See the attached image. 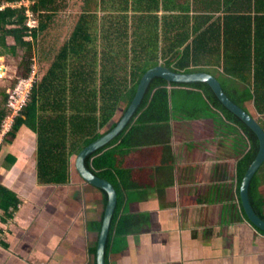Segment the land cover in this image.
I'll list each match as a JSON object with an SVG mask.
<instances>
[{
    "label": "trees",
    "instance_id": "trees-1",
    "mask_svg": "<svg viewBox=\"0 0 264 264\" xmlns=\"http://www.w3.org/2000/svg\"><path fill=\"white\" fill-rule=\"evenodd\" d=\"M28 1L29 5L0 0V43L12 55L24 50L19 67L25 77L34 55L47 62L7 136L14 137L23 126L36 133L40 185L68 184L71 159L116 126L122 119L117 112L126 113L143 76L158 65L213 74L231 100L258 117L264 129V51L258 47L264 36V14L257 4L256 10L251 8L255 1ZM28 11L37 24H28ZM5 36H11L14 44L7 45ZM8 97L0 89V130L10 114ZM200 119L210 120L219 143L229 146L240 194L242 179L260 148L257 134L222 104L208 83L156 77L130 125L86 160L88 170L118 192L112 235L121 225L126 194L137 188L133 172L125 166L127 157L146 147L170 148L176 131L173 122ZM259 172L249 194L255 212L264 219L263 199L257 193ZM101 192L106 211L109 196ZM17 205L15 196L0 186V209L15 211ZM97 224L101 231L103 221Z\"/></svg>",
    "mask_w": 264,
    "mask_h": 264
},
{
    "label": "crops",
    "instance_id": "crops-1",
    "mask_svg": "<svg viewBox=\"0 0 264 264\" xmlns=\"http://www.w3.org/2000/svg\"><path fill=\"white\" fill-rule=\"evenodd\" d=\"M253 1L251 8L257 4L264 14V0ZM258 47L262 53L264 36ZM210 123L173 122L170 148L146 147L127 157L137 188L126 194L121 225L110 233L107 264H264V231L248 219L236 160ZM4 142L0 186L18 205L0 209V264H97L102 192L72 178L74 158L67 185H40L37 135L27 126ZM257 182L264 214V167Z\"/></svg>",
    "mask_w": 264,
    "mask_h": 264
},
{
    "label": "water",
    "instance_id": "water-1",
    "mask_svg": "<svg viewBox=\"0 0 264 264\" xmlns=\"http://www.w3.org/2000/svg\"><path fill=\"white\" fill-rule=\"evenodd\" d=\"M5 67L0 66V72H4ZM156 77H163L171 82L179 83H195V82H206L208 83L222 104L242 119L258 136L260 142V148L258 154L248 170L246 171L240 187L241 201L245 210V213L250 220V222L257 228L264 231V219L261 218L254 210L251 200H250V184L254 176L259 171L260 167L264 163V129L261 124L242 107L236 104L231 98L226 94L221 85V82L213 74L207 72H178L164 65H158L146 72L143 76L137 94L131 103L130 107L109 132L104 134L99 140L87 146L83 149L77 156L75 160V167L83 181L97 188L109 196V202L107 205L104 224L102 233L99 240L98 253H97V264H107V246L109 242V237L112 229L113 220L116 214V210L119 203V196L115 186L102 178L94 175L88 170L86 166V160L89 156L97 152L98 150L107 146L113 141L115 137H118L132 122L135 114L143 103L146 94Z\"/></svg>",
    "mask_w": 264,
    "mask_h": 264
},
{
    "label": "rangeland",
    "instance_id": "rangeland-1",
    "mask_svg": "<svg viewBox=\"0 0 264 264\" xmlns=\"http://www.w3.org/2000/svg\"><path fill=\"white\" fill-rule=\"evenodd\" d=\"M21 3L26 4V5L30 4V2L28 0H22V2H20L18 4H21ZM69 10L71 11V8H69ZM35 24H37V21L35 22ZM4 41L7 45H13L15 42L11 36H5ZM37 46L38 45L36 44L35 47H37ZM36 51H38V50H36ZM1 52L3 53V55H0V66H4L5 70H4V72H0V87H1L0 89L4 90V92H8L11 90V89H9V87H11L10 86L11 82L17 81L15 84V87H14V89H15L16 87L20 86L21 82H24L23 79H25V78L28 79L29 75L26 77L24 75H22L24 72V69H21L19 67V65L21 63V59H22V53L24 52V50L22 48L18 49L17 55H12L11 52H8L5 49V46H3L2 43H0V53ZM33 58H34V62L37 63V67H38V69H37L38 75L36 76V81H37L44 74V71L46 70V67H47V62L40 60L39 55L37 56V54L34 55ZM28 87H30V86L28 85ZM14 89H12V90H14ZM21 90H25V87L23 86ZM123 115H124V111L119 110L117 112L116 117H118V118L123 117ZM5 144L6 143L4 142L3 145H5ZM75 160H76V157H75ZM73 176H74V179L76 181L80 180L83 184V179L81 178V176L77 172L75 165H73V167H72V178H73ZM73 187H74V185H73ZM83 187L84 186L82 185V187H80V188L83 189ZM72 191H74V189H72ZM77 191H78V193H77ZM76 193H77V195L80 193L78 189L74 191V194H76ZM88 201L90 202V200H88Z\"/></svg>",
    "mask_w": 264,
    "mask_h": 264
},
{
    "label": "built area",
    "instance_id": "built-area-1",
    "mask_svg": "<svg viewBox=\"0 0 264 264\" xmlns=\"http://www.w3.org/2000/svg\"><path fill=\"white\" fill-rule=\"evenodd\" d=\"M28 14L31 15L28 24L33 26L35 19L32 17V13L30 11H28ZM37 69V63L34 62L28 79H23L24 82H21L20 86L16 87L14 90L8 91L9 97L7 102V108L10 114L3 121L1 126L0 146L5 141V138L9 136V134L12 132L15 120L21 115L23 109L25 108L29 100L32 87L36 82V76L38 75ZM28 85L30 87H28ZM23 86L25 87V90H21Z\"/></svg>",
    "mask_w": 264,
    "mask_h": 264
}]
</instances>
